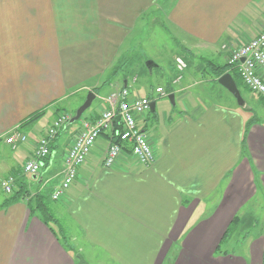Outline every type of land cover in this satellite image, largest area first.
<instances>
[{"label":"crops","instance_id":"obj_1","mask_svg":"<svg viewBox=\"0 0 264 264\" xmlns=\"http://www.w3.org/2000/svg\"><path fill=\"white\" fill-rule=\"evenodd\" d=\"M156 23L172 28L179 48L199 54L205 79L171 83V68L165 84L140 86L138 76L121 74L136 70L126 67L136 65L130 55L138 28ZM263 28L264 0H0V189L6 196L0 205L9 197L1 187L5 178L14 179L13 190L24 177L27 188L25 197L0 208V264H79L77 254L87 264H264V237L243 229L249 224L243 210L264 197L263 100L244 89L255 106L239 109L225 94V104L183 95L200 84L219 94L207 65L225 66L228 50ZM113 71L119 74L103 85ZM101 86L109 90L102 93ZM158 87L164 95L155 93ZM120 88L129 99L152 104L136 124L148 137L153 164L139 165L125 145L115 165L104 168L110 132H103L60 205L47 209L61 229L43 223L42 209L30 211L28 200L36 207L46 183L59 180L51 195L59 187L81 121L97 118L107 108L102 99ZM77 91L94 95L85 116L50 140L42 172L24 175L22 165L34 158L60 103ZM41 110L36 123L19 127ZM16 130L27 141L13 147L7 138ZM234 217L239 222L226 236Z\"/></svg>","mask_w":264,"mask_h":264},{"label":"built area","instance_id":"obj_2","mask_svg":"<svg viewBox=\"0 0 264 264\" xmlns=\"http://www.w3.org/2000/svg\"><path fill=\"white\" fill-rule=\"evenodd\" d=\"M226 50L225 46H222ZM227 65L234 69L242 81L243 86L252 94L260 97L264 103V28L251 40L228 50ZM175 68L178 74L182 73L186 65L181 59H176ZM181 80L178 75L176 83ZM158 95H164L162 87L155 89ZM102 101L107 108L94 120L81 121L80 131L72 140L63 159L62 180L59 187L52 193L53 201L61 199L64 192L76 178L77 169L85 162L96 140L103 132H110L108 143L103 158V167L111 169L115 165L125 145H129L133 159L142 166H151L155 156L147 135L136 124V116L148 111L150 101L147 98L129 99L127 88L113 91ZM120 121V130L115 129V120ZM69 120L66 114H62L48 127L44 136L37 143L34 158L22 165V173L28 176H36L42 172L44 161L50 157L49 142L55 137L58 130ZM119 140V144L115 143ZM7 141L15 147L18 143L27 141L26 135L15 131ZM14 179L11 177L1 181V187L5 193L12 191Z\"/></svg>","mask_w":264,"mask_h":264},{"label":"rangeland","instance_id":"obj_3","mask_svg":"<svg viewBox=\"0 0 264 264\" xmlns=\"http://www.w3.org/2000/svg\"><path fill=\"white\" fill-rule=\"evenodd\" d=\"M135 36V43L136 48L132 50V55H130L131 59L133 60L136 65L127 66L126 70H131L132 68H136L135 71H123L121 74H126L129 76H138L137 77V83L140 86H144V83H146V80H149L150 83L155 84V82H159V84H165V82L169 81V78L171 74H173L174 71V77L171 80V83L177 80L178 75H181V80L176 82V84H179L180 82L185 85V83H190V75H194L192 79H194V82H200L201 79H205V77L202 76L201 78V70L199 66L197 65L198 56L199 54L196 53V51L185 52V50H182L177 46V41H174V34L171 27H168L166 23L160 24H144L143 26H140ZM178 54V55H176ZM195 57H194V55ZM176 55V56H175ZM175 56V57H174ZM176 59H181L184 64L186 65L185 70L178 74L175 68ZM155 63L157 67L151 68L149 70L147 63ZM219 63V61H218ZM173 68V71L171 70ZM195 71L196 73H194ZM151 74H150V73ZM196 74V75H195ZM108 75V74H107ZM121 75L118 76L120 78ZM107 76L105 75L102 77V82L106 80ZM87 86V85H85ZM102 88V89H101ZM99 90H102V93H106L109 89L107 86H101ZM213 89L219 91V94L215 91L206 89L203 87L202 84L194 86L192 89H188L185 93H183L184 97L186 95V100H191L194 96L191 93H198V96H200V103H210V102H221L222 104L226 103L225 99L221 98L222 95H227L229 97V101L234 105H236L237 108L242 109L236 102V100L221 86H215ZM241 95L244 98L243 108L253 107L255 106L254 99L249 98L248 95H246L244 89L240 88ZM76 94V95H75ZM72 97L69 99L64 100L62 103H60V107L63 109L61 110L66 114L68 117H72L71 115L74 114V112L83 104V102L86 99L87 92L86 91H77ZM254 95V94H253ZM252 96V95H251ZM255 96V95H254ZM253 96V97H254ZM254 100V101H253ZM169 105H172L171 101H167ZM224 102V103H223ZM95 103L93 104V106ZM58 106V107H59ZM92 106V107H93ZM264 110V109H263ZM86 111L82 114L79 120L73 122L69 127L71 130H74L77 127V124L81 121V119L85 116ZM256 117V115H255ZM258 117V116H257ZM1 178V174H0ZM59 180L48 182V184H45V188L42 190L43 195V201L45 203L46 208L51 210L52 208H56L60 205V199L59 201H53L51 200V192L54 189V186L58 184ZM6 195H10L7 194ZM5 194L0 189V200L5 198ZM257 203H251L245 210H243V213L248 212V216L246 217V220H249V224L247 227L243 228L244 230H251L250 231V237H258L262 236L264 237V197H261L260 200L256 201ZM52 211V210H51ZM53 212H50V215L52 218H47L48 222L52 224V226H56V229H61V226L63 224H60V219L58 222H55V219L57 218L55 214H52ZM57 220V219H56ZM245 233V231H244ZM242 234H240L241 236ZM241 241V240H239ZM62 242H64V239H62ZM65 244V242H64ZM77 248L74 250L75 253H77ZM233 250L239 251V246H234ZM88 252V250H86ZM88 259L89 257L86 254H83ZM103 259V258H101Z\"/></svg>","mask_w":264,"mask_h":264},{"label":"trees","instance_id":"obj_4","mask_svg":"<svg viewBox=\"0 0 264 264\" xmlns=\"http://www.w3.org/2000/svg\"><path fill=\"white\" fill-rule=\"evenodd\" d=\"M206 68V67H205ZM207 68H209V73L212 76V78L214 79H218L220 76L226 74V73H230V75L232 76L234 82L236 83L237 88H243V84L242 81L239 77V74L234 70V69H230L228 65L225 66H219L216 64H210L207 65ZM119 74V71H113L110 74V78L108 80H105L103 85H105L108 81L113 80L117 75ZM246 90V89H245ZM64 112L60 111L57 119L63 114ZM44 116V111H36L34 113H32L31 115H29L26 119H24L19 127L20 128H27L31 125H33L34 123H36L40 118H42ZM255 122V121H250L249 123L246 124L245 127V131H244V136L242 138V144L244 145L245 143V133H247L248 128L251 126V124ZM62 131V127L58 130L57 134L60 133ZM57 134L55 136H57ZM115 143H120L119 140H115ZM24 177H21L20 179H17V183H16V187L12 190L11 194L9 195L8 199L6 201H4L1 205L0 208H4L7 205L11 204L12 202H16L18 200H20L21 198L25 197L27 195V188L25 187V182H24ZM35 202V206L33 207L30 203V200H28V208L30 211L35 210V208H41L42 210L41 212V220L43 221V223L47 224L48 223V219L47 218H52V216L50 215V212L47 210L45 204L43 203V195H40L39 193H36V196L34 197ZM42 207H44L45 209H43ZM54 220V219H53ZM55 222L57 223L56 219ZM237 222H239L238 217H234V219L231 221V223L229 224L227 231L225 233V235L227 236L229 233H231L232 230L235 229ZM219 250V248H217V251Z\"/></svg>","mask_w":264,"mask_h":264},{"label":"water","instance_id":"obj_5","mask_svg":"<svg viewBox=\"0 0 264 264\" xmlns=\"http://www.w3.org/2000/svg\"><path fill=\"white\" fill-rule=\"evenodd\" d=\"M147 66L150 70L152 68V66H154V65H153V63L149 62V63H147ZM217 83L221 87H223L236 100L238 105L243 104V100H242L240 92L236 86V83L234 82L232 76L229 73H226V74L222 75L221 77H219L217 79ZM93 99H94V95L92 93H88L85 101L75 111L74 116L71 117L69 122L72 123V122L79 120L80 117L82 116L83 112L90 106ZM169 100L171 101V103H173V95L169 96ZM150 105L152 106V104H150ZM76 258L78 259L79 264H87L86 261L84 260V258L80 254H77Z\"/></svg>","mask_w":264,"mask_h":264}]
</instances>
